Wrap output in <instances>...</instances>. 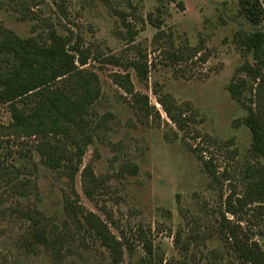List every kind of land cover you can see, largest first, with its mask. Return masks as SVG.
<instances>
[{
  "label": "rangeland",
  "instance_id": "374dc122",
  "mask_svg": "<svg viewBox=\"0 0 264 264\" xmlns=\"http://www.w3.org/2000/svg\"><path fill=\"white\" fill-rule=\"evenodd\" d=\"M0 24L48 44L57 31L100 86L89 140L71 125L17 129L0 101V264H247L243 248L264 252V200L246 197L264 169L246 123L251 105L264 149V62L247 105L230 91L241 65L264 60V42L247 43L264 32V0H0ZM38 142L78 164L74 176ZM89 224L120 241L115 263Z\"/></svg>",
  "mask_w": 264,
  "mask_h": 264
},
{
  "label": "trees",
  "instance_id": "16d2710c",
  "mask_svg": "<svg viewBox=\"0 0 264 264\" xmlns=\"http://www.w3.org/2000/svg\"><path fill=\"white\" fill-rule=\"evenodd\" d=\"M49 38V44L41 43L35 37L23 39L12 34L9 29L0 24V101L10 105L13 117L12 126L17 129L42 131L50 126L71 131V125L79 129L85 139H92V132L84 116L88 114L87 110L100 93L99 78L96 74L81 68L88 64L87 55L82 57L77 46L74 51L80 54L78 58L80 66L77 64L76 55L71 53L68 47L67 38L55 30H51ZM15 41L20 43L24 49L22 52L17 48ZM262 42H264V32L257 31L248 38V48L256 52ZM8 52L13 56L6 57ZM16 59L21 62L20 66H11L9 62L18 61ZM256 61L255 64L247 62L241 65L238 72H243L246 76L241 75L239 81L234 78L230 84L231 93L244 106L247 105L248 91H252V81H256L261 76L264 60L257 59ZM248 109L250 115L246 123L254 134L252 151L257 155L255 157H264L258 117L251 105H248ZM174 120L180 129H186L187 121L184 118L181 122ZM36 146L47 164L51 166L57 163L63 164L67 167L69 175L74 176L79 165L73 160L63 162L57 154L60 160L58 161L56 148L48 151L40 142ZM263 170H257L261 181L254 182L253 191L246 195L251 202L264 200ZM94 216V213L87 214L88 223L89 221L95 223ZM103 227L108 231L105 224ZM95 228L104 245L110 248L112 263H115L120 241L115 239L114 235L109 233L107 235L98 227ZM242 250L244 257L247 258V264H264V252L258 246L245 247Z\"/></svg>",
  "mask_w": 264,
  "mask_h": 264
}]
</instances>
